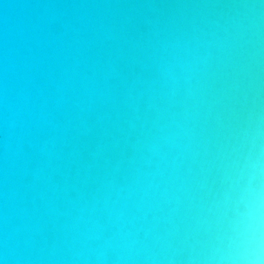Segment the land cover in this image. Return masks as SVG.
I'll return each instance as SVG.
<instances>
[{
  "label": "clouds",
  "instance_id": "clouds-1",
  "mask_svg": "<svg viewBox=\"0 0 264 264\" xmlns=\"http://www.w3.org/2000/svg\"><path fill=\"white\" fill-rule=\"evenodd\" d=\"M0 264H264V0H0Z\"/></svg>",
  "mask_w": 264,
  "mask_h": 264
}]
</instances>
